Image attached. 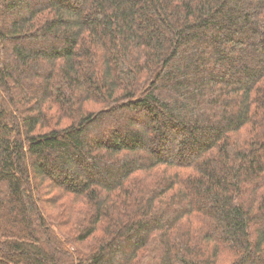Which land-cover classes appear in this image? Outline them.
I'll return each mask as SVG.
<instances>
[{
  "label": "trees",
  "instance_id": "obj_1",
  "mask_svg": "<svg viewBox=\"0 0 264 264\" xmlns=\"http://www.w3.org/2000/svg\"><path fill=\"white\" fill-rule=\"evenodd\" d=\"M0 264H264V0H0Z\"/></svg>",
  "mask_w": 264,
  "mask_h": 264
}]
</instances>
